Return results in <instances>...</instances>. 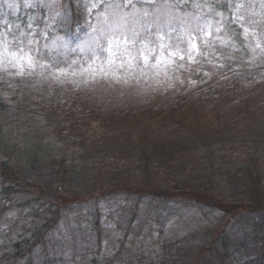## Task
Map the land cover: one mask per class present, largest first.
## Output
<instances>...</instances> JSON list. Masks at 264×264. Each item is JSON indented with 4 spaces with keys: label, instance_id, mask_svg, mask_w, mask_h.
<instances>
[{
    "label": "rangeland",
    "instance_id": "obj_1",
    "mask_svg": "<svg viewBox=\"0 0 264 264\" xmlns=\"http://www.w3.org/2000/svg\"><path fill=\"white\" fill-rule=\"evenodd\" d=\"M3 120L18 142L25 130L43 141L37 174L21 151L0 152L28 177L87 166L16 197L8 230L42 228L38 253L101 247L102 259L163 264V251L188 261L210 237L249 244L264 231V210H248L264 204V0H0ZM206 166L229 178L237 216L133 192L150 173L208 188Z\"/></svg>",
    "mask_w": 264,
    "mask_h": 264
},
{
    "label": "trees",
    "instance_id": "obj_2",
    "mask_svg": "<svg viewBox=\"0 0 264 264\" xmlns=\"http://www.w3.org/2000/svg\"><path fill=\"white\" fill-rule=\"evenodd\" d=\"M75 18L76 20L72 23L71 27L72 31L77 25H80V12H76ZM49 115L52 116L51 114ZM3 121L0 122V152H3L4 150H11L13 151V155H15L17 152L21 151L22 156H25L28 160L27 171L32 172L31 174H37L34 173V171H36L37 161H39L42 154V152L40 153V144L43 142L41 138L38 139V130H25L22 134L21 142H18L16 139L17 135L13 134L15 126L11 122ZM30 137L36 139L34 140ZM212 154H216V150L215 153L212 152ZM206 156L209 157V154L207 153ZM8 157L9 156L3 158L0 154V165L5 166L3 168L10 167V164H12ZM83 165L85 164L77 163L74 166H67L65 164L58 169L55 167L53 171L49 173V177L46 181H42V178L38 180L35 176L30 178L28 177L27 172L24 173L21 168L17 169L14 165V174L12 172L10 173L6 169L4 170L11 174H7L5 179L8 180L13 175L15 180L13 178L14 181L11 184L0 181V242L6 243L5 248L3 247L0 251V264H70L71 261L74 264H134L133 259H124L121 257L120 261L118 256H110L102 259L100 255L101 247H96V250H91L90 247V249L86 248L82 254L78 252L74 254L72 258H70L69 254L63 256L60 253V257H58L56 253L55 256L50 255L49 253L45 254L46 250H48L45 247H42L41 252L38 253V247L40 243H43V238H41L42 241L39 243V238L42 234L40 229L42 228L35 229V231L30 234L20 233L17 236H12L10 234L11 232L7 227V225H9L7 224V220L12 215L10 213L12 212L13 207L17 206V196L22 194V192L27 190L30 186L34 185L35 188H40V186H45L44 184H51L57 176H59L62 180L71 178V181L85 178L84 173L86 171L84 172V170L87 169V166ZM148 170L149 166L145 165L142 172H146ZM218 172L214 171L213 168L207 167V172H204L202 175L205 179H208V181L210 180V186L205 189L202 188L195 190V188L191 186L186 191L182 188V184L173 181L171 176L165 177L163 179V183L161 184H153L157 182H151L150 173L149 176L144 179V184L140 182L139 186L132 190L133 192L136 191V194L138 193V198L151 197L166 200L176 197V195H182L195 203H201L203 205L206 204V206L223 210L230 216H237L235 213L245 209V205L238 203L236 200L227 199L224 196L221 190L222 183L223 186H228L229 178L224 171ZM216 183H219V189ZM203 186L205 187L206 185L204 184ZM248 210H264V204L262 205L257 203L256 206H251ZM38 212L39 210L36 211V214ZM16 222L17 221L15 220L13 223L16 224ZM219 235H221V233ZM220 239H223L220 242L221 244L218 243V240ZM226 239V236L210 237V240L201 243L196 251L193 254H190V257L187 255L189 258L188 261H186V259H180L181 263L264 264L263 230H256L255 234L252 235V239L249 244L242 239L235 243H231L230 240L229 242H226ZM95 244L96 242L93 245ZM165 253L166 252L163 251L164 258L161 260L163 261V264H181L171 259V257L167 256Z\"/></svg>",
    "mask_w": 264,
    "mask_h": 264
}]
</instances>
